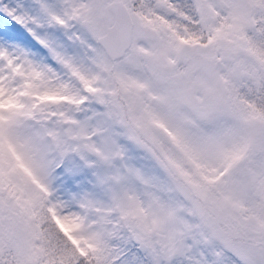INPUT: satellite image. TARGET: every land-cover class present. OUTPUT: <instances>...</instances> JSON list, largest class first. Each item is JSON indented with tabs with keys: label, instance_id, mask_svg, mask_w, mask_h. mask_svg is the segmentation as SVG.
I'll return each mask as SVG.
<instances>
[{
	"label": "snow or ice",
	"instance_id": "snow-or-ice-1",
	"mask_svg": "<svg viewBox=\"0 0 264 264\" xmlns=\"http://www.w3.org/2000/svg\"><path fill=\"white\" fill-rule=\"evenodd\" d=\"M154 39L187 64L163 113L115 63ZM17 44L43 63L0 53V264H264V0H0Z\"/></svg>",
	"mask_w": 264,
	"mask_h": 264
},
{
	"label": "rangeland",
	"instance_id": "rangeland-1",
	"mask_svg": "<svg viewBox=\"0 0 264 264\" xmlns=\"http://www.w3.org/2000/svg\"><path fill=\"white\" fill-rule=\"evenodd\" d=\"M52 2H54V0H33V3L37 4L38 7L40 5H48ZM37 20L39 25L47 29L49 19L45 12L40 11ZM3 52H7L8 57H12L13 59L18 58L21 64L24 63L25 59L35 66H40L43 63L42 60L37 61L33 59L30 53L26 55L28 50L19 44L7 48L0 45V53ZM115 63L117 64V72L127 79L139 83L148 82L151 84L152 94L145 96L146 105L162 113L167 112V106L161 103L156 97L166 86L163 80L165 72H184L187 69V64L184 61H176V57L167 47L165 39L142 40L140 45L134 49H129L124 57ZM165 64L168 65L167 69L164 68ZM61 75L63 74L61 73ZM193 75L198 77L200 73L193 72ZM104 76L108 80L106 86L107 91L110 92L113 87L118 86L114 80V75L105 73ZM93 107L96 108L97 106L93 105ZM139 155L140 153L138 152H126V156L139 157ZM115 163L117 166H121L123 163L143 166L145 162L138 158H134L124 161L117 160ZM114 170L115 169H113V171ZM101 171H103V169H101Z\"/></svg>",
	"mask_w": 264,
	"mask_h": 264
},
{
	"label": "flooded vegetation",
	"instance_id": "flooded-vegetation-1",
	"mask_svg": "<svg viewBox=\"0 0 264 264\" xmlns=\"http://www.w3.org/2000/svg\"><path fill=\"white\" fill-rule=\"evenodd\" d=\"M126 52H127V51H126ZM126 52H125V54H126ZM125 54H124V55H125ZM123 57H124V56H123ZM123 57H122V58H123ZM122 58H121V59H122ZM119 60H120V59H118L117 61H119ZM117 61H115V62H117Z\"/></svg>",
	"mask_w": 264,
	"mask_h": 264
},
{
	"label": "water",
	"instance_id": "water-1",
	"mask_svg": "<svg viewBox=\"0 0 264 264\" xmlns=\"http://www.w3.org/2000/svg\"><path fill=\"white\" fill-rule=\"evenodd\" d=\"M125 54V53H124ZM124 54L119 58V59H121L123 56H124Z\"/></svg>",
	"mask_w": 264,
	"mask_h": 264
}]
</instances>
